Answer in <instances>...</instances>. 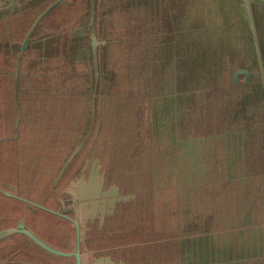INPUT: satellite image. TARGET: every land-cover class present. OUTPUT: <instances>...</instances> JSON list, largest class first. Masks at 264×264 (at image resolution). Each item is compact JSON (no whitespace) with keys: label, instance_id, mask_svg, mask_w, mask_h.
<instances>
[{"label":"trees","instance_id":"16d2710c","mask_svg":"<svg viewBox=\"0 0 264 264\" xmlns=\"http://www.w3.org/2000/svg\"><path fill=\"white\" fill-rule=\"evenodd\" d=\"M53 1L0 0V125L8 127L0 130V188L75 219L85 264H264V130L253 144L248 134L257 130H195L199 93L224 69H240L241 57L227 59L213 25L214 0H148L150 18L165 16L161 49L149 58L131 47L134 64L120 70L110 64L108 39L95 55L89 49L92 27L102 31L110 18V4L101 11L100 0H62L50 15L68 10V31L29 39L21 53L33 14ZM145 1L127 4L147 20ZM240 75L245 86L229 122L249 129L264 120V98L256 80ZM231 184L240 188L231 194L233 218L218 223L219 199ZM256 210L262 226L250 216ZM28 211L57 228L52 234L66 247L42 240L75 247L70 221L2 193L0 230L24 222L33 231L20 217ZM0 264L75 262L10 234L0 239Z\"/></svg>","mask_w":264,"mask_h":264},{"label":"flooded vegetation","instance_id":"af4514ba","mask_svg":"<svg viewBox=\"0 0 264 264\" xmlns=\"http://www.w3.org/2000/svg\"><path fill=\"white\" fill-rule=\"evenodd\" d=\"M57 0H54L53 2L46 5L39 13L33 14V20L30 23V26L26 30L24 37L29 32V30L33 27L29 39H32L35 37V34L37 33V28H39L46 23V19L48 18H55L53 22L61 21L59 24L64 23L66 18L68 21V17L72 18L74 16L71 15V13L68 14V10H64L61 12L62 15L58 14H51V11L59 5V2L55 7H53L47 14H45L41 19L38 20L37 23H35L40 16V14L51 4L56 2ZM129 1L133 0H100L99 2V9L103 11L106 9V6L110 4L111 6V13L109 21H103L106 23V26H102V31L95 32L94 28L92 27L91 32H89V44L91 52L93 55L96 54L97 48L107 44V39L109 40L108 44V55L110 58V64H114L118 69H126L129 67V65L134 62H131L130 59L133 58L131 55L130 49L131 47L140 52L145 51V55L149 56L150 58V52L158 51V48L161 49L162 42L159 38L156 36L160 34L159 28L161 26H165L160 24V22L165 18V16H162V19L160 20V15H157V17H152V14L149 12V1L146 0L148 6L147 16L148 19L145 20V16H143L141 10L140 12H135L133 10V7L128 5L127 3ZM144 2V3H145ZM130 3V2H129ZM142 3V6L144 5ZM161 4V3H160ZM154 15H156V11H154ZM105 16V15H104ZM159 16V17H158ZM125 21L121 25L120 28H118L117 23L119 21ZM66 21V22H67ZM159 23V25H158ZM57 24V23H54ZM7 24H5L4 27H6ZM44 26V25H43ZM42 26V27H43ZM42 29V28H40ZM44 30L51 31L48 28H45ZM36 31V32H35ZM62 33V32H60ZM162 34V32H161ZM91 36L94 37L95 41V48L93 49V46L91 44L92 39ZM24 37L22 39V42L24 40ZM60 43H63V39H59ZM125 47L127 48V53H120V50H125ZM132 50V49H131ZM22 53V52H21ZM129 53V55H128ZM125 56V57H124ZM52 59V58H51ZM177 66H179V60L175 61ZM174 65V64H173ZM2 70V69H1ZM18 69L15 70V73H17ZM242 79V76L239 73V70L236 67H232L231 69L226 68L221 73V80L217 81L215 85L209 89H206L204 91H201L199 93V100L203 101V105L201 106V111L199 116L197 117V128L195 130H199V127L205 126L207 130H217V131H223V130H257L254 134H248V140L251 144H253L255 141L254 138L257 137V133L260 130H264V120L249 122V129H245L244 125L238 121L236 122H229V119L231 117V113L235 109V103L237 98H240V93L244 89V84H242L240 81ZM12 94V93H11ZM11 94L5 93V95H8V97H11ZM4 95V96H5ZM3 96V97H4ZM205 109V112H202V110ZM202 112V114H201ZM258 112V111H257ZM260 114L258 113L257 116ZM260 118V117H259ZM241 143V142H240ZM263 143V139L261 138V134L258 135L257 139V145L260 148ZM219 146V145H218ZM216 146V154H218L220 157H222L223 150L221 147ZM257 147V148H258ZM253 154L256 156L255 153V146L253 150ZM214 168H211L208 171V177L213 174ZM239 191L240 188L236 187L235 184H231V186L227 187L223 194L221 195L219 199V210H218V218L219 222H225L232 220L233 214L235 211L236 203L234 202L235 197H232L231 194L233 191ZM260 194L262 191V188L259 189ZM245 202L241 203L239 205V210L242 211L245 209ZM257 209L259 206L256 207ZM258 211L251 212L250 216L252 217L254 224L258 226H262L261 220L256 215ZM257 221V223L255 222Z\"/></svg>","mask_w":264,"mask_h":264},{"label":"water","instance_id":"95a60500","mask_svg":"<svg viewBox=\"0 0 264 264\" xmlns=\"http://www.w3.org/2000/svg\"><path fill=\"white\" fill-rule=\"evenodd\" d=\"M7 1L13 3L25 0ZM60 1L62 0H57L49 5L40 14L35 23H37L39 19L47 14ZM209 4L212 9H219L215 14L217 23L214 20L213 25L219 31V33L216 32L218 36L224 39L227 54L228 52L230 54V56H226L227 59L230 60L231 57L234 56L232 54L241 57L239 58V73L245 76L247 82H251V79L256 80L255 82L257 83V86H259L260 93L264 98V0H214L212 3L209 2ZM213 12L215 13L214 10ZM32 29L33 27L24 37L20 47L21 52L26 48ZM91 39V44L94 49V37L91 36ZM0 193L6 197L23 201L35 208L70 221L75 228V247H73L71 251L57 249L42 240L33 231L26 228L24 222H18L15 227L0 230V239L10 234H22L50 254L66 258L72 257L74 258L75 264H85L82 255L83 253H81L80 250V228L75 219L61 212L28 201L9 190L0 188Z\"/></svg>","mask_w":264,"mask_h":264},{"label":"rangeland","instance_id":"374dc122","mask_svg":"<svg viewBox=\"0 0 264 264\" xmlns=\"http://www.w3.org/2000/svg\"><path fill=\"white\" fill-rule=\"evenodd\" d=\"M67 15H69V14H67ZM54 19L55 18H51V17L50 18H47L46 19V23L43 24L44 26L42 25L43 27L42 26L40 27L42 29L39 28V30H38V28H37V30H36L37 33L35 34V37H33L32 39H35V40L39 41L42 38L41 36L44 35L43 33L49 32L47 30H44L45 28H48L50 30H58V29H63L64 28L65 30L68 31V29L66 28L68 26L67 25V22H66L67 21V18H66L65 22L64 23H61V24H59L61 21L53 22ZM54 23H57V24H54ZM123 23H125V21H123V20L122 21H119L117 23V25H118L117 27L120 28ZM103 26H106V23L105 22H103ZM62 31H64V30H62ZM30 53L29 54L32 56V55H35L37 52H35V54H33L34 52H30ZM1 60L2 59H0V64H6V63H2L3 61H1ZM30 72H32V71H30ZM33 72H35V70H33ZM26 79H28L29 81L32 82V80L30 78L27 77ZM54 80L58 81L57 79H54ZM1 88H3V92L4 93L11 94L10 88H6L4 82H1ZM1 102H2V98L0 99V104H1ZM11 103L12 102H10L9 104H11ZM11 105L14 106V103H12ZM1 111H2V109L0 110V113H1ZM3 112L6 115L8 114L9 116L12 114V111H10V112L9 111L8 112L3 111ZM0 126H2V128H0V130H8V127L7 126H5V125H0ZM32 194L34 195V193H32ZM6 207L8 209L11 208V206H6ZM1 211H2V209H1ZM14 213H15L14 211H8V214H14ZM26 213L32 214L30 211H28V212H25L24 213L25 216H21L20 215V217L22 219H24V220H28L29 226L33 229V231L39 237H41L42 239L46 240L47 242H49L52 245H55L57 247L59 246V248H65L66 247L65 246L66 244H65V242L63 240H60L59 238H56L55 235L52 234V231H55V229H57V228H53L54 226L53 227L49 226L50 223H48V221H46V219H44L43 217L37 216L38 214L37 215L32 214V215L35 216V217H33V216H30V215H27ZM2 221H5V220H1L0 219V224H3ZM7 223L14 224V222L11 221V220H8ZM82 255H83V260L85 262H87L85 260V254L83 253Z\"/></svg>","mask_w":264,"mask_h":264},{"label":"crops","instance_id":"0c3cea01","mask_svg":"<svg viewBox=\"0 0 264 264\" xmlns=\"http://www.w3.org/2000/svg\"><path fill=\"white\" fill-rule=\"evenodd\" d=\"M239 70V69H238ZM116 249V248H115ZM113 250V249H112ZM116 253H118V251H116ZM85 254V260L87 261V255H86V253H84ZM113 255H111V257H112Z\"/></svg>","mask_w":264,"mask_h":264}]
</instances>
